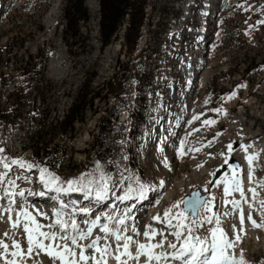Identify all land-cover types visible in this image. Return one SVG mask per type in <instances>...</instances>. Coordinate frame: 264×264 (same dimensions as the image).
<instances>
[{
    "label": "rangeland",
    "instance_id": "1",
    "mask_svg": "<svg viewBox=\"0 0 264 264\" xmlns=\"http://www.w3.org/2000/svg\"><path fill=\"white\" fill-rule=\"evenodd\" d=\"M70 1L1 0L0 149L4 151L0 157H7L9 161L35 162L29 146L38 137V147L48 150V160L36 163L55 171L64 180L92 172L97 161L114 175L115 165H119L121 171L126 168L124 176H138L149 186L147 204L136 223L140 231L149 225L145 222L148 207L168 190L170 199L160 201L163 211L158 214L161 216L166 207L186 199L193 190L206 193L208 199L214 196L213 211L223 213L222 201L231 200L233 196L239 200L240 195L233 193L225 198L222 187L211 192V184L229 170L221 153H226L232 160L240 150V144H250L247 152L258 145L259 162L264 158V23H259L264 21V0H226L224 5L221 0H210L212 22L207 29V45L195 50L197 67L205 62L202 70L206 69L207 81L190 96L183 92L185 79L176 63V42L173 43L162 29L165 25L162 20L166 18L163 10L155 18L158 13L154 7L155 26L151 28V36L145 37L140 34L144 0H127L126 8L132 11L131 27L116 50L119 39H111L102 46L98 13L92 16L87 0H82L86 21H79L73 30L65 31L63 10ZM164 1L169 5L173 0ZM160 4L164 6L162 0H151V6ZM158 18L163 24L161 28L156 27ZM74 32L75 36L72 35ZM52 64H55L53 68ZM169 78H177L176 96L163 87ZM233 92L236 95L229 99ZM93 96L92 108H85L82 120L74 121L72 130L63 132V119L73 101L79 98L81 102H87ZM160 99L167 100L165 104L174 112L166 118L156 119L153 124ZM175 100L183 102L174 109L170 102ZM194 115L199 119L189 124ZM205 120L215 123L205 125ZM196 128L200 131L193 132ZM83 136L87 140L83 152L78 153L77 142ZM181 141H184L183 155ZM229 142H233L236 149L231 153L226 148ZM197 148L200 150L189 151ZM164 156H167V167L162 163ZM223 169L224 173L215 180L216 174ZM240 169L243 186L246 175L241 165ZM17 170L21 171L18 166H13V173L19 175ZM256 173L255 182L264 181V166L258 164ZM28 174L31 183L23 184L17 180V184L33 189L36 185H31L36 183L38 170L33 169ZM161 181L163 186H160ZM133 188L138 186L133 183ZM243 189L249 197L250 193L244 186ZM257 193L256 199L264 200V187H259ZM109 195L120 213L130 206L131 199L121 202L111 193ZM116 195H123V191L117 188ZM46 201L45 205L36 202L31 205L34 215V209L45 211ZM247 204L242 203L244 231L236 251L243 249L249 264H264V231L256 216L260 206L255 203L250 212L252 219L260 225L253 227L244 211ZM228 208L231 210L230 204ZM238 213L234 218L221 217L222 227L230 238L232 225L235 224L237 230L240 228ZM6 214L0 220V237L7 232L6 242L10 247L13 238L26 247L22 228L13 229ZM151 217L148 223L152 221ZM37 218L41 223L49 222L43 217ZM15 219L14 214L12 220ZM135 250L133 246L131 251ZM37 261L52 264L44 252L38 256L34 253L28 264ZM129 264L135 262L129 261Z\"/></svg>",
    "mask_w": 264,
    "mask_h": 264
},
{
    "label": "snow or ice",
    "instance_id": "2",
    "mask_svg": "<svg viewBox=\"0 0 264 264\" xmlns=\"http://www.w3.org/2000/svg\"><path fill=\"white\" fill-rule=\"evenodd\" d=\"M235 95L236 93L233 92L228 98L231 99ZM214 111L219 112L221 109H214ZM197 119L199 116L194 115L188 123L191 124ZM209 123H215V121H203L205 125ZM198 131L200 129H193V132ZM238 147L247 154L251 145L240 144ZM226 148L228 153L236 150L233 142H229ZM192 150L200 149H189V151ZM3 151L0 149V153ZM180 152L182 155L185 154L184 141L180 143ZM221 156L224 157V165L232 170V174L229 176L225 173L224 178L218 183L223 184L225 198L232 196L233 193H239V200L234 196L231 200L224 199L222 206L225 211L220 213L218 210L213 211L215 197L209 200L195 194L189 199H181L166 207L162 216L157 214L153 217L159 223L166 222L165 229L157 230L149 224L144 226L142 232L136 226L127 223L130 219V208L123 213H117L113 206L112 213L93 215L95 205L107 201L110 193L121 202L132 199L134 195H138L139 198L145 197L149 186L142 183L138 176H124L126 168L121 171L119 165H115L116 174L114 175L97 161L92 172L64 180L55 171L38 163L23 159H11L9 162L7 157H0V167L3 169L0 171V192L3 193L0 195V200L6 201V203H0V219L7 213L11 227L22 228L26 235V247H22L21 241L15 238L12 239L10 247L6 242L7 232L0 237V262L28 264V261L33 259L34 253L38 256L40 252H44L51 258L52 264H56V261H60V264H107L109 258L115 259L117 264H129V261H134L135 264H249L244 250L236 251L239 243L242 242L241 233L244 231L245 217L242 203H248L250 207L258 203L260 214L264 217V200L256 201L257 189L250 187L248 192L252 195V202L249 201L242 186L240 165L230 163V157L226 153H221ZM124 158L127 159V157ZM254 158L252 155H246L250 184L254 182L252 168ZM13 166L28 172L37 169L42 189L39 191L31 188L21 189L17 180L31 183V177L16 175L13 173ZM10 173L13 175L10 176ZM133 183L138 188H133ZM255 183L259 187H264V181ZM163 184L164 182L161 181L160 186ZM117 188L123 191V195H116ZM207 190L206 186L205 191ZM49 193L53 194L49 196V199L56 202L51 213L34 209V215L29 206L28 197H43ZM72 193L82 194V200L88 201V204L85 205L78 200L63 199L64 196ZM229 204L231 210L228 208ZM181 205L184 207L181 208ZM237 211L240 228L237 230V226L233 224V235L230 238L222 227L221 217L234 218ZM12 213L16 215L15 221L12 220ZM78 216L85 218L78 220ZM89 216L92 218H87ZM37 217H43L49 222L41 223ZM247 218L254 227L260 226L252 219L251 213ZM97 229L100 234L94 235ZM141 236L144 240L139 239ZM157 236L160 237L159 240H156ZM133 246H135V252L131 251ZM141 257H144L143 261Z\"/></svg>",
    "mask_w": 264,
    "mask_h": 264
},
{
    "label": "bare ground",
    "instance_id": "3",
    "mask_svg": "<svg viewBox=\"0 0 264 264\" xmlns=\"http://www.w3.org/2000/svg\"><path fill=\"white\" fill-rule=\"evenodd\" d=\"M149 1H150L149 2L150 13L153 12L154 7L158 13L155 18H157L161 14L162 10L164 11L162 14H166V18L162 20V22L165 23V25L162 27V29L164 30V32H166L165 34H167V37L171 41H173V43L176 42V47L178 50L177 55H176V60L177 59L178 60L176 63H177V66L182 70V72H184L183 76L185 78V88L183 89V92H185L187 94V96H190L195 91L196 88H198V89L203 88L206 84V81H207L208 74L206 72V69L202 70L205 62L204 63L202 62L201 66L198 65L199 68L197 67L198 60H197L196 55H195V52H196L195 50L196 49L199 50V49L205 47V45L208 41L207 40V38H208V30L207 29H208L210 21H211V19H210L211 1L210 0H173V1H176V2H173L171 0L172 3H170L169 5L166 4L165 10H164V6L162 4H160L157 7L151 6V0H149ZM162 1H164V0H162ZM221 1L224 5L226 0H221ZM87 2H88L89 9L92 13V16H95L98 13L97 21H99V17H100L99 2L97 0H87ZM1 7H2V2L0 0V10H1ZM123 18H129V11H125ZM123 18L121 19V22L119 23L117 30L112 37L113 40L119 39L118 43H117L118 46L115 47L116 50L119 49V46H121L120 44L123 43L124 38H125V36H121ZM160 22H161V19L158 18V20L156 22V27L158 26L161 28V26L163 24ZM153 25L155 26V24H153ZM54 66H55V64L51 65L52 68ZM180 121H181V114L179 115V117L177 119L178 123ZM87 131L88 130H86V134H87ZM85 136L81 137V139L77 142V148L76 149H77L78 153L83 152L84 144L86 143V140H87ZM258 148H259L258 145H256L254 148H252L250 151H248L247 154L242 149H240L236 153V155L233 156V158H232L233 161L237 162L245 170L246 179L243 182V186L245 187L246 191H248V189L250 187H256L257 190L259 188V186H257V184L255 183V176H256V174H257L256 172L258 170V164H261L262 166H264V158L259 162L258 156H257V153L259 151ZM176 154H179V152H177ZM246 155H252L255 157L253 159V162H252V168L254 170V175H253V181L254 182L252 184H250L249 180H248L249 164L247 162ZM166 157L165 156L162 157V163H163V166H165V167L168 166L167 161H166V159H167ZM120 161H122V156L120 157ZM18 174L27 176L26 174H24L22 172H20V173L18 172ZM227 174L229 176H231L232 170L229 169ZM224 176L220 180H222L224 178ZM219 181L215 182L214 184H211V186H213V188L211 190L212 193H215L219 187L223 188V184L218 183ZM21 182L23 184L29 183V182L25 183L24 180H21ZM36 183H39V182L36 181ZM24 186L20 187V188L21 189H29V187H26V186L24 187ZM74 194H77V193H74ZM0 195H3V193L1 192ZM50 195H52V193H49V196ZM78 195H79V197H75V198H73V200L82 201L83 204L88 203V201L81 200L82 194L80 195L78 193ZM49 196L47 195V198H44L41 196L40 197L39 196L28 197L30 208L32 209L31 205L35 202L39 203L40 206H41V204L45 205L44 200L45 199L48 200ZM170 196H171V192L169 190L167 192H164L162 195V198L156 199L155 200L156 202L153 203V205H151L150 207H148V209L146 211V213H147L146 217L147 218H146L145 222L147 224H151L157 230L165 229L167 227V224H166V222H164V224H166V226H164L163 223H159V222L155 221L153 219V217L156 216L160 211L161 212L163 211L161 209V206H160V201L164 200V198L170 199ZM213 197L214 196H211L209 198V200H211ZM17 199L19 200V198H17ZM110 199H111V196L109 195V200ZM248 199L250 202H252L251 193L249 194ZM147 200H148V194L147 193H145L144 198H139L138 195H134L133 200L132 199L130 200L131 201V203L129 204L130 206L127 205V209H129V208L131 209V212L129 214L130 219L127 221V223L129 225L136 226V223L138 222V218L142 215L141 213H143L141 210L147 204ZM260 200H261V198H260ZM0 201H1V203H6V201H2V200H0ZM256 201H258V200L256 199ZM53 204H54V201H52V200L50 202L46 203V207H44L45 211L51 213L52 208L54 206ZM113 206L114 205H113V201H112L111 204L109 205V207L107 209H104V210L106 212L112 213L113 212ZM49 207H51V208H49ZM103 208H105V202H103L102 204L95 205V211H94L93 215H95V213L99 214L100 212H98V211H103ZM116 210L118 212H120L118 209H116ZM252 210H253V207H250L249 204L245 205L244 211H245L247 217ZM14 214L15 213H12L11 215L14 216ZM5 216H7V214ZM149 216H152L151 217L152 221H149V223H148L147 220H148ZM256 216L259 218V220H261V223H260L261 229H262V231H264V217L261 216L259 209H258ZM84 218L85 217H83V216L77 217L78 220L84 219ZM87 218L91 219L92 216H89ZM225 219H226V217H225ZM102 222H105V221L102 220ZM249 222L251 223V221H249ZM251 225L253 226L252 223H251ZM82 227H83V225H82ZM98 233H99L98 229L94 231V235H96ZM165 233H166L165 235H167V232H165ZM129 234H131V233H129ZM141 238H142V240L144 239V237H142V236H141ZM114 248H115V244L113 243V249ZM143 259H144V257H142L141 261H143ZM107 264H117V261L115 259L109 258Z\"/></svg>",
    "mask_w": 264,
    "mask_h": 264
},
{
    "label": "trees",
    "instance_id": "4",
    "mask_svg": "<svg viewBox=\"0 0 264 264\" xmlns=\"http://www.w3.org/2000/svg\"><path fill=\"white\" fill-rule=\"evenodd\" d=\"M128 6L127 0H99V11H100V20H99V34L102 46H106L112 39L114 33L117 30L121 18L125 12L126 7ZM83 2L82 0L70 1L63 10V28L65 31L73 30L77 27L79 21L85 22L87 16L83 12ZM83 15V16H82ZM82 19V20H81ZM72 35H76L74 32ZM104 87V86H103ZM96 96V95H95ZM90 98L87 102H81L79 98L73 101L72 105L67 110L66 115L64 116L62 123V131L67 132L72 130V125L74 121H81L83 116V111L85 108L91 109L93 105V100ZM97 97V96H96ZM143 119V118H142ZM40 138L35 137L33 144L29 146L32 148V155L38 161L48 160V150H43L41 147H38L40 144Z\"/></svg>",
    "mask_w": 264,
    "mask_h": 264
},
{
    "label": "built area",
    "instance_id": "5",
    "mask_svg": "<svg viewBox=\"0 0 264 264\" xmlns=\"http://www.w3.org/2000/svg\"><path fill=\"white\" fill-rule=\"evenodd\" d=\"M164 10L166 9V1H163ZM125 11H129V18H123L122 21V31L121 36H125L127 31L130 28V15H131V8H126ZM153 19L152 13H150V5L149 0H144L142 5V21L140 26V34L142 36L148 37L151 36V28L153 27ZM100 20V17H99ZM35 161V159H34ZM36 163V161H35Z\"/></svg>",
    "mask_w": 264,
    "mask_h": 264
},
{
    "label": "water",
    "instance_id": "6",
    "mask_svg": "<svg viewBox=\"0 0 264 264\" xmlns=\"http://www.w3.org/2000/svg\"><path fill=\"white\" fill-rule=\"evenodd\" d=\"M230 163H233V164H238L237 162L233 161V160H230ZM224 169L221 170V172H219L218 174H216V176L214 177L215 180H217L223 173H224ZM195 194H198L201 198H204V199H207V194H201L199 191H193L191 192L190 196L187 197L186 199H189L191 198L193 195Z\"/></svg>",
    "mask_w": 264,
    "mask_h": 264
}]
</instances>
